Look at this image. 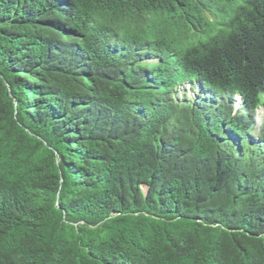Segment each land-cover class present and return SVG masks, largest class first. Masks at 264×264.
Returning <instances> with one entry per match:
<instances>
[{"label": "trees", "instance_id": "obj_1", "mask_svg": "<svg viewBox=\"0 0 264 264\" xmlns=\"http://www.w3.org/2000/svg\"><path fill=\"white\" fill-rule=\"evenodd\" d=\"M260 108L264 0H0V264H264Z\"/></svg>", "mask_w": 264, "mask_h": 264}, {"label": "rangeland", "instance_id": "obj_2", "mask_svg": "<svg viewBox=\"0 0 264 264\" xmlns=\"http://www.w3.org/2000/svg\"><path fill=\"white\" fill-rule=\"evenodd\" d=\"M191 84V82H190ZM196 87L190 86L189 83H187V85L181 87L178 89V94L176 95L177 98H179L180 101H194L198 94L201 92L202 90V86L201 84H196ZM191 87V88H190ZM235 102V112L239 111L240 109V102L238 98H234L233 99ZM264 119V110L262 108H260L258 111H256V122H257V127H259L260 123L263 121ZM259 143V137L257 134V131L250 134V144L252 146H256ZM145 189V188H144Z\"/></svg>", "mask_w": 264, "mask_h": 264}, {"label": "bare ground", "instance_id": "obj_3", "mask_svg": "<svg viewBox=\"0 0 264 264\" xmlns=\"http://www.w3.org/2000/svg\"><path fill=\"white\" fill-rule=\"evenodd\" d=\"M234 98H238L239 99V102H240V109H239V111L242 109V99H241V97L239 96V95H233V97H232V99H234ZM234 101V100H233ZM258 111V110H257Z\"/></svg>", "mask_w": 264, "mask_h": 264}, {"label": "clouds", "instance_id": "obj_4", "mask_svg": "<svg viewBox=\"0 0 264 264\" xmlns=\"http://www.w3.org/2000/svg\"><path fill=\"white\" fill-rule=\"evenodd\" d=\"M189 85H190V83H189ZM197 99V98H196ZM234 107H235V102H234ZM234 111H235V108H234ZM236 112H238V111H236Z\"/></svg>", "mask_w": 264, "mask_h": 264}]
</instances>
